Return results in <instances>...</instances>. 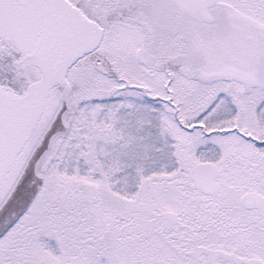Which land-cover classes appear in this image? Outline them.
<instances>
[{"label":"snow or ice","instance_id":"obj_1","mask_svg":"<svg viewBox=\"0 0 264 264\" xmlns=\"http://www.w3.org/2000/svg\"><path fill=\"white\" fill-rule=\"evenodd\" d=\"M0 264H264V0H0Z\"/></svg>","mask_w":264,"mask_h":264}]
</instances>
